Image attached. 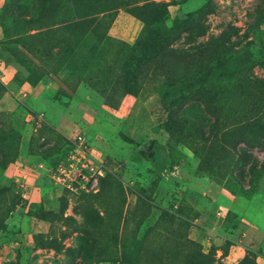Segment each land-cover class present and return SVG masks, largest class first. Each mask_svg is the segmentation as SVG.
Wrapping results in <instances>:
<instances>
[{
  "label": "rangeland",
  "instance_id": "1",
  "mask_svg": "<svg viewBox=\"0 0 264 264\" xmlns=\"http://www.w3.org/2000/svg\"><path fill=\"white\" fill-rule=\"evenodd\" d=\"M63 1L0 0V264H264V130L235 177L222 147L264 129V0H113L85 41ZM145 27L169 46L142 63ZM191 75L205 98L169 102ZM79 132L88 190L53 175Z\"/></svg>",
  "mask_w": 264,
  "mask_h": 264
},
{
  "label": "trees",
  "instance_id": "2",
  "mask_svg": "<svg viewBox=\"0 0 264 264\" xmlns=\"http://www.w3.org/2000/svg\"><path fill=\"white\" fill-rule=\"evenodd\" d=\"M62 8L65 10L66 15H69L67 20L73 18H80L78 21H74L61 26V30H66L67 28L72 29L76 34V40L85 41L86 37H95L97 36L98 39L102 40L106 38V30L103 29L104 22L106 21V17L111 16L109 15L112 8H114L113 0H106L104 5H99L96 0H64ZM98 12H105L103 16L96 18L93 14ZM104 30V31H103ZM143 39V41L141 40ZM141 41V48L142 51V59L140 62L147 63L150 60L155 59L162 53L167 51L169 46V39L162 33L152 30L148 27H145L141 33V37L139 38V42ZM75 40L73 45L75 44ZM138 47V46H137ZM250 61V58L247 54L240 55L236 59L233 60L231 65L238 64V66L245 65ZM221 73L227 75L229 73V69L226 66H223L221 69ZM220 76V75H219ZM253 86L258 90H264V80L260 78H254ZM178 84L181 87V91L176 93L171 92L167 95V100L169 102L177 103L179 106L183 104L189 97H197L199 99L205 98V92L207 91L205 79L202 77L194 76H186L185 79H182L181 82L179 81ZM243 118V119H242ZM240 121L247 120L248 122L251 117H242ZM256 121V120H255ZM254 121V122H255ZM201 139L204 141L207 138L204 135V132L201 130V127H198ZM263 127L255 128L251 125H247V130L239 131L234 134H231L229 137L225 138L224 141L226 143L223 144V149L228 153L230 157L229 163V171L228 174L232 177L234 175V169L238 167H242L245 163H247V156H250L248 152L243 148L239 147V144L243 143L247 147H255L261 144V133L263 134ZM169 132L172 136H175L172 129L169 128ZM184 143L189 146L193 152L197 156H202L203 150L199 147L196 143H192L191 141L183 138ZM182 141V142H183ZM259 169L258 164L251 163L248 165V170L251 173H256ZM6 191V187L0 188V195H2ZM140 197V195H139ZM139 240L134 242V250L130 248L128 244L124 245L123 250V257L126 260H131L133 263L138 264V257L135 255L139 250L140 245Z\"/></svg>",
  "mask_w": 264,
  "mask_h": 264
},
{
  "label": "built area",
  "instance_id": "3",
  "mask_svg": "<svg viewBox=\"0 0 264 264\" xmlns=\"http://www.w3.org/2000/svg\"><path fill=\"white\" fill-rule=\"evenodd\" d=\"M72 147L77 154H72L66 163L56 165L53 172L54 178L58 182L66 183L69 187L78 188V185L83 190H88L89 176L85 171H95L94 163L91 161L89 148L86 139L81 132L71 138ZM100 174L101 170L98 169ZM78 185H75V184Z\"/></svg>",
  "mask_w": 264,
  "mask_h": 264
}]
</instances>
